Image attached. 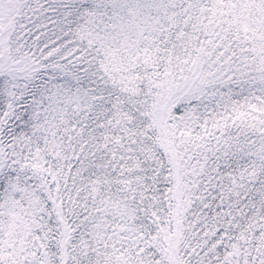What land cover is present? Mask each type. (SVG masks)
<instances>
[{"label":"snow or ice","instance_id":"snow-or-ice-1","mask_svg":"<svg viewBox=\"0 0 264 264\" xmlns=\"http://www.w3.org/2000/svg\"><path fill=\"white\" fill-rule=\"evenodd\" d=\"M0 264H264V0H0Z\"/></svg>","mask_w":264,"mask_h":264}]
</instances>
